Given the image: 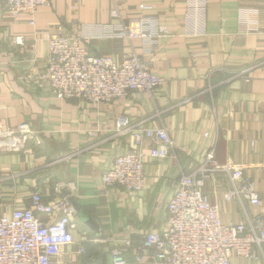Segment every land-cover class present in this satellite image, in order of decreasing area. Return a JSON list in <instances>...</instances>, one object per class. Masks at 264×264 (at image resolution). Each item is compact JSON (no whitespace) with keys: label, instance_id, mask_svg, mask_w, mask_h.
<instances>
[{"label":"crops","instance_id":"crops-1","mask_svg":"<svg viewBox=\"0 0 264 264\" xmlns=\"http://www.w3.org/2000/svg\"><path fill=\"white\" fill-rule=\"evenodd\" d=\"M116 5L126 23L148 18L168 33L151 41L113 36L121 22L111 16ZM31 21L0 10V122L28 124L40 142L0 152V217L31 207L36 190L47 202L72 195L76 241L61 250L60 264H113L115 247L132 261L147 233L167 227L179 177L211 152L220 165L241 167L264 193V0H48ZM54 34L116 62L136 53L163 84L140 101L59 99L42 80ZM120 116L134 128H165L175 145L157 160L149 156L155 141L143 140L146 184L136 196L103 182L114 159L134 147L117 132ZM232 186V171L206 184L223 223L264 211L225 201ZM143 264H154L152 255Z\"/></svg>","mask_w":264,"mask_h":264},{"label":"built area","instance_id":"built-area-1","mask_svg":"<svg viewBox=\"0 0 264 264\" xmlns=\"http://www.w3.org/2000/svg\"><path fill=\"white\" fill-rule=\"evenodd\" d=\"M47 4L48 0H0V10L16 17L27 14L34 25L38 9ZM111 16L121 21L113 36L125 40L151 41L168 33L166 27L148 18L126 23L117 5ZM47 41V69L42 80L59 99L95 105L129 97L140 101L144 95L153 96L163 84L135 53L116 62L92 54L72 36L48 35ZM14 42L24 45V38L15 37ZM117 132L130 135L134 147L114 159L103 182L105 187H122L129 196H136L146 184L145 154L139 150L143 140L155 141L149 156L157 160L170 157L175 145L165 128H134L126 116L119 117ZM31 142L40 144L30 125L5 128L0 122V152L19 153ZM229 171L233 186L224 194L225 201H247L264 210V193L256 190L242 168L220 165L211 152L197 169L179 177L167 206V227L147 233L132 261L113 248L112 263L143 264L150 254L154 264H264V211L243 222L225 224L218 204L206 192L209 181ZM78 215L72 195L47 202L39 190L34 191L31 207L0 217V264H60L61 250L76 241Z\"/></svg>","mask_w":264,"mask_h":264},{"label":"rangeland","instance_id":"rangeland-1","mask_svg":"<svg viewBox=\"0 0 264 264\" xmlns=\"http://www.w3.org/2000/svg\"><path fill=\"white\" fill-rule=\"evenodd\" d=\"M136 54V53H135ZM137 55V54H136ZM103 57V56H101ZM103 58H108V57H103ZM141 58V57H140ZM108 59H111V58H108ZM142 59V58H141ZM113 60V59H112ZM143 60V59H142ZM144 61V60H143ZM121 62V61H120ZM151 68V67H150ZM152 69V68H151Z\"/></svg>","mask_w":264,"mask_h":264}]
</instances>
